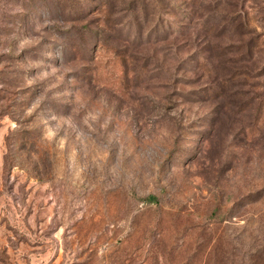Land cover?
<instances>
[{"label":"rangeland","instance_id":"obj_1","mask_svg":"<svg viewBox=\"0 0 264 264\" xmlns=\"http://www.w3.org/2000/svg\"><path fill=\"white\" fill-rule=\"evenodd\" d=\"M0 264H264V0H0Z\"/></svg>","mask_w":264,"mask_h":264}]
</instances>
